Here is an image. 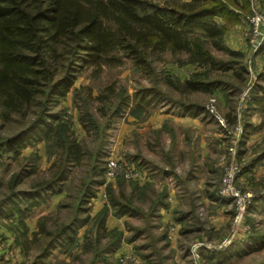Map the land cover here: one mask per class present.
Listing matches in <instances>:
<instances>
[{
	"label": "rangeland",
	"instance_id": "rangeland-1",
	"mask_svg": "<svg viewBox=\"0 0 264 264\" xmlns=\"http://www.w3.org/2000/svg\"><path fill=\"white\" fill-rule=\"evenodd\" d=\"M153 1L161 4L164 0ZM220 1L237 13L239 19L226 30L223 44L243 58L233 59L225 49L211 48V52L222 61H241L246 73L235 75L223 68L214 70L210 79H219L220 87L188 94L174 87L181 86L196 68L178 64L184 56L165 53L153 61L149 72L136 69L130 60L123 59L121 65L105 67L95 76L92 69L78 75L54 111H62L70 119L72 137L80 142L86 156L80 166L66 167L67 181L62 186L57 182L54 185L56 191L61 188L59 194L48 197L40 208L27 215L25 233L16 218H0V264H34L46 241L40 236L39 242H34L32 233H37L38 222L42 220L44 231H55L59 225L68 224L86 185L96 196L81 207L80 213L77 211L78 219L87 215L88 220L77 230L76 244L57 245L40 264H120L123 254L133 256L132 264H168L162 260L164 255L205 258L213 248L228 249L226 254L232 252V257L222 264H264V99L253 105L252 94L254 86H264V51H259L264 28L258 39L260 45L254 50L250 24L254 15L264 13V2L256 0V5H250L245 0L247 10H243L244 0ZM238 66L234 64L233 68ZM181 104L195 105L201 112L191 116ZM118 108L120 113L115 115ZM85 110L96 121L97 129L87 124ZM19 120L16 117L9 124L0 122V137L19 131ZM191 120L198 124L188 125ZM148 122L149 126H144ZM184 151L189 155L175 165L174 161H179ZM109 158L129 164L140 176L106 180L105 163ZM54 160L43 142L21 148L18 155L0 153V200L8 194V184L14 175L21 178L16 189L26 191L36 183L54 178ZM170 161L174 168L165 170V163ZM229 164L239 169L235 186L252 194L244 203L238 225H234V205L218 195L224 169ZM171 172L173 175L167 176ZM148 177L156 180L155 187L145 182ZM169 178L172 186L178 187L174 209L169 206L172 199L165 198ZM101 180L102 185L98 184ZM119 180L122 195L138 210L130 218L115 217L107 202L108 195L120 196ZM106 186L111 187L107 196ZM142 191L145 196L139 199ZM149 193L155 199L164 194V205L171 208V211L166 208L167 223L160 211L155 212L154 203L147 202ZM104 206L108 207L105 233L94 224ZM113 230L122 233L116 248L112 246ZM83 236L88 238V247L75 248L84 241ZM167 240L175 241L173 247L167 249ZM237 249L247 253L237 257ZM95 250L99 255L94 259Z\"/></svg>",
	"mask_w": 264,
	"mask_h": 264
},
{
	"label": "trees",
	"instance_id": "trees-1",
	"mask_svg": "<svg viewBox=\"0 0 264 264\" xmlns=\"http://www.w3.org/2000/svg\"><path fill=\"white\" fill-rule=\"evenodd\" d=\"M242 9L247 10L245 0ZM238 21V14L220 0H164L161 4L153 0H0V122L9 124L17 117L21 126L15 134L0 137V153L18 155L21 148L43 142L46 151L55 156V177L51 180L36 183L26 191L16 189L21 182L18 175L11 178L8 194L0 200V218H16L25 233L27 215L40 208L48 197L59 194L61 188L56 191L54 185L57 182L62 186L67 181L66 167L82 164L86 154L72 137L70 119L64 112L54 111L78 75L92 69L95 76L105 67L121 65L123 59L130 60L136 69L149 72L153 61L169 53L184 56L178 64L196 68L181 86L175 84V89L188 94L211 91L212 87L221 86L219 79H210L212 71L223 68L235 75L246 73L241 63L243 55L223 44L226 30ZM261 46L259 51H264V41ZM211 48L225 49L233 59L241 61H222L213 56ZM234 64L239 66L234 69ZM168 84L175 86L169 81ZM252 91L253 105L264 99L263 85L254 86ZM181 106L191 116L201 112L195 105ZM84 113L90 128L97 129L89 112ZM226 120L231 122L229 116ZM117 183L121 192L122 181ZM88 186L84 187L68 224L59 225L55 231H44L40 219L33 239L39 242V237L44 236L46 241L34 264H40L59 244H76L77 230L88 220L87 215L78 219L77 211L80 213L81 207L96 196ZM109 192L111 187L106 186L104 195ZM144 196L142 191L139 199ZM163 196L157 197L154 207L166 206ZM108 198L115 217L130 218L138 213L122 192L118 198ZM107 215L108 207L104 206L94 220L103 233ZM112 234V246L116 248L122 233L113 230ZM87 236L74 247H88ZM227 250L209 249L206 261L222 264L232 257V252L225 253ZM244 253L237 249L235 256ZM98 255L95 250L94 259Z\"/></svg>",
	"mask_w": 264,
	"mask_h": 264
},
{
	"label": "built area",
	"instance_id": "built-area-1",
	"mask_svg": "<svg viewBox=\"0 0 264 264\" xmlns=\"http://www.w3.org/2000/svg\"><path fill=\"white\" fill-rule=\"evenodd\" d=\"M249 2L250 5H253L256 0H249ZM250 24L252 36L251 43L253 45V49L255 50L260 45V43H258V39L261 37L262 28H264V13L254 15L250 19ZM230 152L233 153V147L230 148ZM238 172L239 169L236 166L229 164V166L224 169V174L221 179V187L218 192L219 197L229 200L236 209L234 225H238L240 222L245 201H248L252 197L250 192H242L235 186L234 179ZM118 176H122L127 180L137 178L140 174L136 169L130 167L129 164L117 160L113 161L109 158L105 163L104 177L106 180L111 181ZM132 261H134V259L131 254H123L119 259L120 264H132Z\"/></svg>",
	"mask_w": 264,
	"mask_h": 264
},
{
	"label": "crops",
	"instance_id": "crops-1",
	"mask_svg": "<svg viewBox=\"0 0 264 264\" xmlns=\"http://www.w3.org/2000/svg\"><path fill=\"white\" fill-rule=\"evenodd\" d=\"M184 118H186V117H181L180 119L182 120V119H184ZM150 122V121H149ZM149 122L147 123V125L145 124L144 126H149L148 124H149ZM188 125H192V124H194V125H197L198 124V122L196 121V120H191V121H189V123H187ZM148 130L149 129H147V132H148ZM180 143H181V140H180ZM181 151V150H180ZM185 152H187V151H184L181 155H179V158H180V160L178 161V160H175L174 162H175V165H177L176 164V162L177 163H182V159H185L184 157L185 156H187V155H189V154H187V155H185ZM196 158V157H195ZM193 159H194V157H193ZM191 160V159H190ZM196 160L198 161V159L196 158ZM165 170H167L168 168H171V170H172V168H174V164H173V162H169V163H165ZM173 174H172V172L171 173H168L167 174V176H172ZM188 181H190V179L188 180ZM145 182H148V183H150L149 185H150V187H155L156 186V180L153 178V179H151L150 180V178L148 177L147 178V180L145 181ZM168 182H169V185H168V187H169V189H167V192H166V194H165V198H167V196H169V198L170 199H172V201H171V204L169 205L170 207H174L173 206V200H175V194H176V192H177V190H178V187H177V185H173L172 186V181H171V179L169 178V180H166V183L165 184H168ZM151 200H154V201H152L151 202ZM157 201V197H156V199L154 198V197H152V196H150V193H149V196H148V198H147V202L149 203V204H151V203H154V202H156ZM148 204V205H149ZM161 205H157L156 206V211L155 212H158V211H160V213H162L163 214V218H164V220H165V222L167 223L168 222V217H169V215H168V217H167V214H168V211L170 210L171 211V208L169 207L168 208V206H165V207H162ZM169 209V210H167V209ZM174 209V208H173ZM172 209V210H173ZM122 219V218H121ZM176 232H177V228H176ZM175 234H174V238H175ZM169 240H167V242H168ZM175 241L173 240V241H169V247L167 248V249H169V248H171V247H173V244H175L174 243ZM208 244H210V243H208ZM167 251V250H166ZM150 259H152V257H149ZM162 260H164L165 261V263H168V264H184V263H188V264H208V263H213L214 262V260H208V261H206V258H203L202 256H198V257H196V258H194L193 256H188V255H186V256H182V255H180V257L178 258L177 256H175V255H172V256H169V255H164L163 256V259ZM161 260V261H162ZM192 260H194V261H192ZM192 261V262H191ZM153 262H155V261H153ZM191 262V263H190Z\"/></svg>",
	"mask_w": 264,
	"mask_h": 264
}]
</instances>
